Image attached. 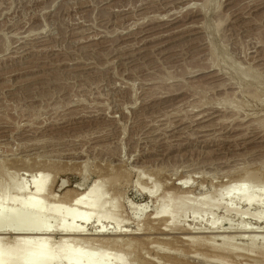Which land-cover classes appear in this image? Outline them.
I'll list each match as a JSON object with an SVG mask.
<instances>
[{
	"label": "rangeland",
	"instance_id": "1",
	"mask_svg": "<svg viewBox=\"0 0 264 264\" xmlns=\"http://www.w3.org/2000/svg\"><path fill=\"white\" fill-rule=\"evenodd\" d=\"M0 147V165L20 172L14 181L44 170L56 197L81 188L106 207L119 202L131 231L159 227L165 192H192L170 198L179 229L262 228L237 211L264 192L214 191L244 170L264 172V0H0ZM148 174L157 198L141 185ZM220 200L239 208L222 212ZM174 228L170 237H182ZM162 246H148L160 264Z\"/></svg>",
	"mask_w": 264,
	"mask_h": 264
},
{
	"label": "bare ground",
	"instance_id": "2",
	"mask_svg": "<svg viewBox=\"0 0 264 264\" xmlns=\"http://www.w3.org/2000/svg\"><path fill=\"white\" fill-rule=\"evenodd\" d=\"M15 170L16 169L11 166H6V162L3 167L0 165V180L4 179L5 182L7 181L4 183V187L3 185L1 186V188H3L0 190V264H127L123 262L124 257L142 251H146L144 253L148 255L147 257L149 258L143 257L142 252L139 254V256H141V261L138 264H153L155 262L157 263V260H155L156 257H150L151 251L149 252V250L153 248L149 249V247L157 243L158 246L163 245L162 247H158L155 252V255L163 260V264H191L189 258L200 256L202 257L199 259L200 264H208V262H211V264H264V246H262V248L261 246H257L259 249L258 252H256L257 256H251V254L255 252L254 247L257 248L255 243L259 242L260 245L261 243L264 244V225L262 228L260 227L259 229L261 230H259L251 226V223L244 224V220L242 219L244 215L248 217L251 214V217L249 216L250 218L258 220L257 222L262 221L264 224V196L261 198L262 200L257 201H253L249 198H240V200H243L240 201L242 206L244 205L242 209L256 206L257 209L255 212H252L253 214L248 213L249 210L247 209L241 210L242 212L240 210L237 211L242 214V218L240 219L243 220L240 229L238 228L239 230H230L231 226L229 230L227 229L229 226L226 227V229L224 226H221V231L217 230L219 228H214L217 227L216 225H223V223L220 224L218 221V224H209L212 225L211 232L209 230L210 233H207V228L205 232L201 227L203 232L200 228L199 230L196 227V229L202 231L198 233L195 228L191 227L193 225L189 226L184 224L187 228L191 227L194 230L191 228H188L191 230L179 229L182 226L180 227L179 224L177 225V218H173L176 217V215H170V212L167 211L169 210L168 208L171 207L168 206V204L170 205L172 202L174 205L176 204V202L174 203L173 200L172 202L170 200L174 194L176 198L180 196L181 199H188L192 192L187 193L190 194L188 197L180 194L177 196L178 193L176 192H171V195L165 192V195L167 194L169 198L167 196L165 197L167 200H164L162 197L158 198V200H161V203H158V208L156 207L157 210L155 209L156 213L154 211L155 218L152 217L154 222H158L157 225L159 227L156 228L152 225L148 226L147 224L146 227L148 228H145L146 232H142L143 226L140 224L142 229L135 226V228L138 229L136 231H131L125 229V225H123L127 222L122 218L123 215H119V212L123 210L120 209L121 206L118 205L119 202L118 204H114V201L111 206L106 207L103 196L100 194H92L90 196L88 191L80 190L81 188L77 191H66L61 197H56L53 189L46 188V182L50 174H46L44 170H37L35 174L30 172L31 169H29L30 171L25 170V173H22V175L25 176L24 174H26L28 179L25 177V179L14 181L16 174L20 173L15 172ZM244 171L246 172V170ZM245 172L242 176L237 175L238 177L233 181H227L228 184L225 182L226 184L224 183V185L218 187L216 185L217 189H214L215 191L213 190L214 194L220 195L221 197H228L232 191L240 190L245 187H251L264 192V172L261 173L254 170L251 172L247 170V172ZM13 175L15 177L14 179L12 178ZM139 178H137V180ZM151 179H153V185L157 182V179L153 178V175H149L147 180H145V184L142 182L141 185H145L146 187L149 186L150 183V185H152ZM182 182L185 186L186 183L184 180ZM153 185L152 187L154 188H151V191H148L150 187H147V192H151L150 195L152 196L156 188L159 189L158 185ZM30 186H33L32 190ZM63 186L64 185H62V187ZM139 187L141 186L139 185ZM142 188L144 187H141L140 190L144 191L145 189L142 190ZM156 191L155 194L157 195L158 193H156ZM157 197L159 196L155 198ZM224 201L225 200H220L216 204L222 209V212L239 208V206L233 207L228 205L224 203ZM237 212L235 214H238ZM120 217L123 219L122 222L121 220L119 221ZM104 221L114 223L115 226H112L113 228L109 226L110 228H108V224L107 226L101 224ZM90 222H96L95 226L92 224L93 228L91 230L86 226ZM173 222L179 227L174 225ZM97 224L100 226H97ZM171 224L179 229L176 228V230L181 232L179 235H182V237H178V235H175L177 237H170V235H174V233L171 232L174 226H172L173 228L171 229ZM213 229H215V231H213ZM176 230L174 232H176ZM225 232L229 233L228 236L223 235ZM151 233L155 234L154 236H158V238H148L149 236H153ZM205 233L208 235H205ZM197 234H203L204 236H198ZM211 234L214 236H211ZM108 235H110L111 238L105 237H109ZM139 235H144L145 239L125 238L126 236L137 237ZM236 239L249 241L250 244L248 243L245 247L246 243L242 241L245 245H242L240 242L239 244L235 242ZM152 240L156 243L153 244ZM169 244H186L187 250L185 252L181 251L182 248L180 251L174 250L168 248ZM247 251H249L248 253L250 254H248ZM152 256H154V253ZM158 263L160 264V261Z\"/></svg>",
	"mask_w": 264,
	"mask_h": 264
}]
</instances>
